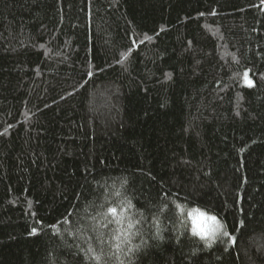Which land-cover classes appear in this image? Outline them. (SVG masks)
<instances>
[{
  "label": "trees",
  "instance_id": "obj_1",
  "mask_svg": "<svg viewBox=\"0 0 264 264\" xmlns=\"http://www.w3.org/2000/svg\"><path fill=\"white\" fill-rule=\"evenodd\" d=\"M97 261L264 264V0H0V264Z\"/></svg>",
  "mask_w": 264,
  "mask_h": 264
},
{
  "label": "snow or ice",
  "instance_id": "obj_2",
  "mask_svg": "<svg viewBox=\"0 0 264 264\" xmlns=\"http://www.w3.org/2000/svg\"><path fill=\"white\" fill-rule=\"evenodd\" d=\"M244 78L247 81L248 85L251 86V80H248L247 73H244ZM115 186H113L114 188ZM115 196L119 197L120 207L123 208L126 215L123 218L118 216V208L115 206H111V202L105 197L106 203H108V207L105 208L104 204L99 205V209H104L103 212L98 213L105 217L108 220V223H102L101 226L104 228L108 227L109 223H112V220L115 219V222L123 227V223L127 222V228L132 231L122 232L119 228L112 230L111 241H115L116 243L113 245L117 251L122 250V244H132V240L140 235L139 230L137 229V225L141 223V219L143 218L142 213H129V210L133 208L131 200L128 199L126 194H123L119 189H116L113 193ZM198 216L202 219L203 223L196 221V226L192 228V233L194 236H199L202 240L216 239L218 236L220 237H228L230 234L224 230L225 226L217 219L215 215H207L205 213H198ZM111 218V219H110ZM85 219L96 220L95 216L86 217ZM35 231V230H34ZM93 231H95V227L93 226ZM159 222L157 221V236H159ZM121 236L124 237L121 240ZM162 238V237H161ZM97 239L101 244L105 243V239L103 235H98ZM232 242L235 244V238L232 237ZM143 242V241H142ZM211 246V245H209ZM135 248H139V245H134L133 247L128 248V252L131 253ZM90 251H95L94 248L89 249ZM96 259V257H93ZM97 264H100L97 261ZM120 264H124L123 261H120Z\"/></svg>",
  "mask_w": 264,
  "mask_h": 264
},
{
  "label": "rangeland",
  "instance_id": "obj_3",
  "mask_svg": "<svg viewBox=\"0 0 264 264\" xmlns=\"http://www.w3.org/2000/svg\"><path fill=\"white\" fill-rule=\"evenodd\" d=\"M198 213H205L207 214L206 212L204 211H201V210H192L190 213H189V216H190V219H191V222H192V226L195 227L196 226V221H199L201 223H203L202 219L198 216ZM209 215V214H207ZM199 237V236H198ZM220 236H218L216 239L212 240V239H209V240H203L206 244L208 245H212L213 243L216 242V240L219 238ZM200 238V237H199ZM201 239V238H200Z\"/></svg>",
  "mask_w": 264,
  "mask_h": 264
}]
</instances>
